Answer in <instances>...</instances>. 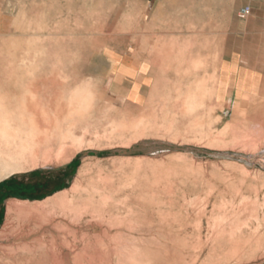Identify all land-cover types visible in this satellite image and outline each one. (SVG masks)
<instances>
[{"label":"rangeland","instance_id":"obj_1","mask_svg":"<svg viewBox=\"0 0 264 264\" xmlns=\"http://www.w3.org/2000/svg\"><path fill=\"white\" fill-rule=\"evenodd\" d=\"M0 112V264H264V0H0Z\"/></svg>","mask_w":264,"mask_h":264},{"label":"bare ground","instance_id":"obj_2","mask_svg":"<svg viewBox=\"0 0 264 264\" xmlns=\"http://www.w3.org/2000/svg\"><path fill=\"white\" fill-rule=\"evenodd\" d=\"M196 63V62H195ZM73 92V91H72ZM88 101V93L85 90L78 89L73 92V95L70 97L69 102L76 103L77 110H82L85 108V105ZM186 102L189 103V99H186ZM6 111V110H5ZM6 113V112H5ZM4 112H0V178L1 175L9 174L11 172H14L16 170H20L21 168V160L29 159V167H37L41 165V163L37 162L39 154H37V150H40L43 148L42 146L47 141L48 137L51 136L54 133V125L53 124H47L48 126H44L42 129L38 127L37 124L34 123H25L21 121L23 124L12 126V121L14 118H12L11 115L7 112L5 114ZM168 114V113H167ZM18 118V117H17ZM249 119V118H248ZM250 120V119H249ZM259 120V119H258ZM175 121V120H174ZM14 123V122H13ZM24 125V126H23ZM60 129V128H59ZM58 129V131H60ZM64 133V132H63ZM106 133V132H105ZM210 133V132H209ZM63 135V134H62ZM70 135V134H69ZM60 136V135H59ZM62 141L65 139V135L61 136ZM67 139V138H66ZM73 139V137H72ZM75 139V138H74ZM60 141V137H59ZM78 141V139H77ZM75 140H72L73 146L74 143L79 145V141L77 142ZM54 142V141H53ZM4 146H3V145ZM63 145V144H62ZM62 145L60 146L57 154L54 155L58 157L61 154L62 151ZM71 145V144H70ZM75 145V146H78ZM80 146V145H79ZM81 147V146H80ZM79 147H75V149H78ZM48 149V148H47ZM48 155V154H47ZM73 155L68 154L64 158V162H68ZM55 157V158H56ZM42 163L48 162L50 160L49 156H44ZM26 164V163H25ZM62 164V163H61ZM64 164V163H63ZM43 167V164H42ZM22 169V168H21ZM29 169V168H28ZM21 171V170H20ZM134 182V181H133ZM131 183V182H130ZM104 184V183H103ZM204 184V183H203ZM99 185V184H98ZM101 186V185H99ZM134 187V186H133ZM88 187H86L87 189ZM108 189V188H107ZM106 189V190H107ZM110 189V188H109ZM80 191V190H79ZM89 191V189H88ZM112 191V188H111ZM110 192V191H109ZM105 193V192H104ZM103 193V194H104ZM60 194V193H59ZM106 194V193H105ZM114 194V193H113ZM81 195V193H80ZM143 195V193H142ZM61 197V196H60ZM86 197V196H84ZM142 197V196H141ZM140 197V198H141ZM103 198V197H102ZM118 198V197H117ZM136 198V197H135ZM84 199V198H83ZM129 199V198H128ZM127 199V200H128ZM142 200V199H141ZM144 200V199H143ZM142 200V201H143ZM109 201V200H108ZM141 201V202H142ZM131 203V202H130ZM137 203V202H136ZM15 204V203H14ZM129 204V203H127ZM135 204V203H134ZM108 206V205H107ZM117 206V205H116ZM136 206H138L136 204ZM143 206V203H142ZM109 207V206H108ZM121 207V206H120ZM9 209H16L18 206L10 204L8 206ZM107 208V207H106ZM117 208V207H116ZM122 209V208H121ZM137 209V208H136ZM104 210V209H103ZM112 210V209H111ZM119 210V209H118ZM124 210V208H123ZM133 210V209H132ZM140 210V209H138ZM155 210V209H154ZM9 212V211H8ZM108 212V210H107ZM122 212V211H120ZM170 212V211H169ZM109 213V212H108ZM115 213V212H114ZM113 213V214H114ZM124 213V212H123ZM153 213V212H152ZM117 214V213H116ZM123 215V214H122ZM152 216V215H150ZM127 217V216H125ZM156 218V217H155ZM159 218V217H158ZM170 218V217H169ZM150 219V218H149ZM157 220V219H156ZM159 221V220H158ZM168 221V218H167ZM171 222V221H170ZM136 226V224H134ZM175 225V224H174ZM153 226V225H152ZM171 226V223H170ZM202 226V224H201ZM137 227V226H136ZM140 227V226H139ZM155 227V226H154ZM175 227V226H174ZM138 228V227H137ZM142 228V227H140ZM151 228V227H150ZM149 228V229H150ZM173 228V227H172ZM152 229V228H151ZM169 229V227H168ZM118 230V229H117ZM121 230V227H120ZM163 230V229H162ZM161 230V231H162ZM165 230V229H164ZM185 230V229H184ZM124 231V230H123ZM127 231V230H126ZM140 231V230H139ZM172 231V230H171ZM174 231V230H173ZM177 230H175L176 232ZM188 231V230H187ZM137 232V231H136ZM166 232V231H165ZM174 232V233H175ZM179 232V231H178ZM177 232V233H178ZM181 232V231H180ZM128 233V232H127ZM143 233V232H142ZM154 233V232H153ZM172 233V232H171ZM170 233V235H171ZM187 233V232H186ZM176 234V233H175ZM184 234V233H183ZM159 235V234H158ZM218 235V234H217ZM166 236V235H165ZM178 237V236H177ZM169 238V237H168ZM107 240V239H106ZM53 241V240H52ZM172 241V240H171ZM167 242V240L165 241ZM235 242V241H234ZM40 244V243H39ZM141 245V244H139ZM138 245V246H139ZM172 246V245H171ZM233 246V245H232ZM98 247V246H97ZM98 250V249H97ZM86 258V257H85ZM95 259V258H94ZM100 264V263H99Z\"/></svg>","mask_w":264,"mask_h":264},{"label":"crops","instance_id":"obj_3","mask_svg":"<svg viewBox=\"0 0 264 264\" xmlns=\"http://www.w3.org/2000/svg\"><path fill=\"white\" fill-rule=\"evenodd\" d=\"M19 174V173H18ZM14 185H13V182L12 180H8L4 183V186L3 188L0 189V197L3 196V194L5 193V191H11L14 189ZM7 188V190H5Z\"/></svg>","mask_w":264,"mask_h":264},{"label":"water","instance_id":"obj_4","mask_svg":"<svg viewBox=\"0 0 264 264\" xmlns=\"http://www.w3.org/2000/svg\"><path fill=\"white\" fill-rule=\"evenodd\" d=\"M66 165H63V166H61V167H65Z\"/></svg>","mask_w":264,"mask_h":264}]
</instances>
